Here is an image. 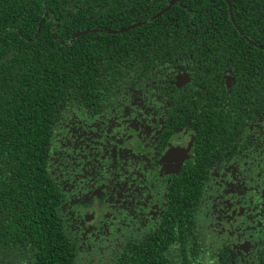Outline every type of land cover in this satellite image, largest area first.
Returning <instances> with one entry per match:
<instances>
[{
    "label": "flooded vegetation",
    "instance_id": "af4514ba",
    "mask_svg": "<svg viewBox=\"0 0 264 264\" xmlns=\"http://www.w3.org/2000/svg\"><path fill=\"white\" fill-rule=\"evenodd\" d=\"M120 1L141 20L84 31L124 33L182 6L165 0L155 12L149 0ZM39 4L38 27L52 18ZM182 7L185 61H155V74L117 87L93 108L71 103L51 129L58 219L81 259L108 258L151 236L162 243L192 235L219 261L264 264V0ZM227 28L242 47L219 61L215 51L230 46L208 41Z\"/></svg>",
    "mask_w": 264,
    "mask_h": 264
},
{
    "label": "trees",
    "instance_id": "16d2710c",
    "mask_svg": "<svg viewBox=\"0 0 264 264\" xmlns=\"http://www.w3.org/2000/svg\"><path fill=\"white\" fill-rule=\"evenodd\" d=\"M149 1L155 12L165 3ZM181 3L185 6V0ZM43 6L52 18L38 27L43 13L39 0L0 2V264H77L48 173L56 119L73 102L93 108L117 87H133L141 76L155 74V61H185V53H191L185 52L182 6L118 34L84 30L139 22L125 11V1L44 0ZM238 40L227 28L208 43L230 46L215 51L222 61L240 50ZM207 68L212 76L219 70L217 65ZM213 88L208 82L206 92ZM171 237L160 243L151 236L127 251H114L103 264H231L205 255L192 235L173 242Z\"/></svg>",
    "mask_w": 264,
    "mask_h": 264
},
{
    "label": "rangeland",
    "instance_id": "374dc122",
    "mask_svg": "<svg viewBox=\"0 0 264 264\" xmlns=\"http://www.w3.org/2000/svg\"><path fill=\"white\" fill-rule=\"evenodd\" d=\"M85 200L87 201V200H89V198L87 197ZM112 230L114 231V229H112ZM102 255L103 254H96L95 253V255L93 256V259H92L93 264H103V263H105V261L107 260V257L106 256L105 257H101ZM89 258H90V256H89ZM78 259L79 260H78L77 264H84L85 261L88 264L90 263L89 262L90 259H87L86 260V257L85 256H83V259H81V257H79Z\"/></svg>",
    "mask_w": 264,
    "mask_h": 264
}]
</instances>
